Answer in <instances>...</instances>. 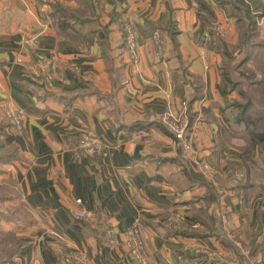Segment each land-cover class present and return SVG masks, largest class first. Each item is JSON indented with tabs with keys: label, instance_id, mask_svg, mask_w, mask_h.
Wrapping results in <instances>:
<instances>
[{
	"label": "crops",
	"instance_id": "0c3cea01",
	"mask_svg": "<svg viewBox=\"0 0 264 264\" xmlns=\"http://www.w3.org/2000/svg\"><path fill=\"white\" fill-rule=\"evenodd\" d=\"M237 2L245 8L243 21L256 20L264 40V0ZM169 3L171 9L165 0H103L105 12L78 25L55 20L42 0H0V177L16 182L38 216L28 227L38 230L35 238L26 237L22 261L56 264L52 250L62 241L89 264H188L194 252L205 254L201 249L228 264L244 258L259 264L261 257L251 258L249 246L258 212L264 211V174L253 172L259 187L252 186L256 193L246 202L231 190L227 176L244 161L262 168L250 158L253 153L242 154L238 139L224 137L230 110L222 109L235 94L220 73L222 56L204 44L198 0ZM237 10L215 6L214 23L233 44L242 30ZM169 17L178 32L173 39ZM157 26L161 50L152 40ZM33 38L39 48L26 42ZM39 61L46 63L37 66ZM196 76L204 97L189 106L192 147L190 167L184 168L172 137L156 125H131L180 116ZM84 132L100 138L106 152L82 155ZM79 209L89 216H77ZM213 210L228 214L226 229L238 237L241 257L215 237L166 235L173 216H182V223L198 216L193 226L202 228ZM93 228L103 232L102 239ZM132 230L144 261L131 253ZM258 236L257 243L263 239ZM72 261L66 258L65 264Z\"/></svg>",
	"mask_w": 264,
	"mask_h": 264
},
{
	"label": "trees",
	"instance_id": "16d2710c",
	"mask_svg": "<svg viewBox=\"0 0 264 264\" xmlns=\"http://www.w3.org/2000/svg\"><path fill=\"white\" fill-rule=\"evenodd\" d=\"M166 5L168 8L171 9L169 0H165ZM198 3L201 7V9L204 12V15L201 16L202 25L204 26L205 30L208 32L210 37L207 41H204V44L212 51H215L219 53L223 58V63L221 64L219 70L224 79L226 80L227 85L230 86L231 89L234 88V86H237L238 82L234 81L231 76L229 75V72L227 71V65L230 61L232 63L235 62L233 65L231 64V67L233 68H239L241 66L246 65L249 61L253 60L255 63H258V66L260 68H264V40L260 39L257 34V22L256 20H250L249 22H245L244 17L242 15V12H245V8L242 7L240 4H238L237 0H198ZM50 5L51 11L49 12V15L54 17L55 20H59L61 18H65L67 20H70L74 22L75 24L81 25L79 22H83L84 16H73V10L67 9V7H63L61 5H57L53 2L48 3ZM227 5H230L234 8H237L236 12V21L239 22L242 25V30L240 32V38L239 40L242 42L241 46L239 47V52L237 54H240V56L243 54L241 60H238V58H235L232 56L233 53L229 52V44L224 40V36H218V34L214 33V22L216 21V13H215V6H218L220 8H224ZM92 5H87V7H91ZM94 15V14H93ZM261 15H264V10L261 12ZM167 25L170 28V37L175 38L174 35H176L177 27L176 24L171 20L169 17L167 20ZM163 34L161 28L159 27H153L151 30L152 35L155 32L160 31ZM160 33V35H161ZM162 37V36H161ZM228 44V45H227ZM240 45V44H239ZM227 63V64H226ZM245 77L246 80L249 79V77L245 76V74L242 75ZM264 80V79H263ZM259 84V83H258ZM264 84V81L260 83ZM241 93L243 96H245L246 101L243 103L239 101H232L230 102L225 108L222 110H230L229 114L227 116V121L230 122L228 125V128L226 130H223V134L225 135V139L228 142H231L232 139H238L239 140V150L242 152V154L249 155L251 153L258 152V157L256 161L258 162V165L262 168V170H258V168L254 167L252 164L244 161L243 164L239 167L232 166L231 171L229 172L227 176V181L231 184V190L235 192L236 194L240 195V199L242 202H246L248 197L250 196V192H247L250 190V188L254 185V182L257 181L254 176H252L253 172L256 173H263L264 174V103L260 101V104L257 103V100L252 95H247L244 90H241ZM204 97V85L202 80L199 79L198 76H196L195 79V88L194 92L191 95V97L188 100V106L186 107L185 114L189 118L190 126H191V109L189 106ZM255 105H258V108H256ZM151 125H156L159 127L166 135L172 137L178 147H179V157L184 165V168H189V162H188V155L186 154L182 141L180 139H177V137L168 131L167 125L163 120H156L154 122H141L138 124H132L131 127H147ZM232 127H231V126ZM125 127V126H124ZM130 127V126H129ZM243 171L244 176L241 180H239L236 183H233L234 173L235 171ZM243 191V192H242ZM242 192V193H241ZM259 216V228L256 236L251 241L249 246V256L254 259H258L260 256L261 259L259 260V264H264V231L262 233L263 239L261 242H256V238L258 235H260V232L264 230V211L259 210L258 212ZM201 219L198 216L194 217H186L183 223L177 224L172 223L170 227L166 229V235L167 236H182V237H192V238H209V237H215L216 239L220 240L221 243L228 247V248H234L236 251H239V248L234 245V243L226 236V231L222 223V216L221 213H217L216 210H213V212L209 216V220L206 221V224L200 228V227H194L193 222L199 221ZM78 221V220H77ZM80 222V221H79ZM85 223V224H83ZM81 224L88 226V223L81 219ZM97 224H99L97 222ZM94 235L102 239L104 234L101 230L97 228H93ZM239 253V252H238ZM67 258V257H66ZM65 258V259H66ZM190 264H228V262H225L222 260V258L213 256L210 257L207 254L203 253H193L189 255ZM61 260H64L63 258ZM69 263V262H68ZM76 263L75 261L70 262ZM188 263V264H189ZM236 264V263H234ZM239 264H251L249 258H244L243 262Z\"/></svg>",
	"mask_w": 264,
	"mask_h": 264
},
{
	"label": "rangeland",
	"instance_id": "374dc122",
	"mask_svg": "<svg viewBox=\"0 0 264 264\" xmlns=\"http://www.w3.org/2000/svg\"><path fill=\"white\" fill-rule=\"evenodd\" d=\"M42 1L46 3L53 2L57 5L67 7V9L73 10L72 14L74 17L84 16L83 18L91 19L97 13L101 14L105 12V9L102 8L103 0H42ZM87 5H92V6L87 7ZM50 11H51L50 8L48 9L47 7H45V12L48 13V15ZM214 27H215V24H214ZM214 33L216 34V32ZM223 38L229 44L228 46L230 50L229 52L233 53L232 56H234L235 58H238V60H241L243 54L240 56V54H237V53L239 52V47L241 46L242 42L239 40L233 44V43H230L226 39L225 36ZM223 61L224 60L222 58V63ZM234 63H235L234 61L232 63H230L229 61L227 68H226L231 78L234 81L238 82L236 83L238 85L234 86L233 89H231L230 86L228 85L229 91L235 94V97H233L230 100V102L239 101L244 104L246 99H245V96H243V94L241 93V90H244L247 95L248 94L252 95L257 100H259L257 101V103L260 104V101L264 103V84L260 85V83L264 81L263 80L264 79V68H260L258 66V63H255L253 60L249 61L246 65L241 66L239 68L231 67V64L233 65ZM243 74L249 77V79L246 80L245 77L242 76ZM183 105H185V103ZM255 106L256 108H258V105H255ZM185 111H186V105H185L184 112L180 116L167 115L164 117L163 121L166 123V125L168 124V121L177 119V118L178 120H181V121H182V118H186L189 121V118L185 114ZM230 114H231V109H230ZM190 132H191V126L187 134L188 139H186V141L181 140L183 144V148L187 155H189L188 153L190 152L191 147H192V143L190 139ZM84 134H91V133L84 132ZM186 142L189 144L188 149L185 148ZM105 152L106 151L104 149V152L102 154H104ZM102 154H97V155H102ZM251 155H253V157H250V158H252L254 162H256V159L259 155L258 152H256V149H255V152ZM205 165L207 164H204L203 166L204 168H205ZM208 169H210L209 165H208ZM243 176H244L243 171L236 170L234 173L235 179H233V183H236L239 180H241ZM228 183L230 184L229 181L227 182V184ZM254 185L255 186L253 187H259V182L255 181ZM253 187H251L250 190L247 192H250V194L251 193L255 194L256 191L255 190L253 191L254 189ZM78 200H81V199H78ZM78 200H77V203L82 202V200L80 202H78ZM221 216H222V223L226 231V236L234 243V245L241 247L239 245L238 237L235 234L232 236L226 229L227 228L226 225L229 222L228 214L225 212H222ZM37 219H38V216L34 212H32L27 207L26 203L23 201V198L20 194L18 186L16 185V182H14L11 178L0 177V264H29L28 262H26L25 259H23L24 261H22V259L20 258H23V257L22 256L19 257V255L22 249L24 248V246L28 243L25 240L26 237H29L28 235L30 236L33 235V237L35 238V235L38 229L29 230L28 227L30 225L36 224ZM170 222L180 224L182 223V216H173ZM263 231L264 230H262L259 235L261 236V238L263 237L262 236ZM257 232L258 231L253 233L254 237L256 236ZM109 233H110L109 235L113 237L114 232L110 230ZM105 246L112 247L109 245H105ZM130 248H131L132 255L136 259H139L140 261H144L143 256L141 254V250H140V243L138 240V236L134 230L130 232ZM200 251H203L205 252V254H208V256L213 257V254L210 251H207V250L204 251L203 249H201ZM36 252H37V246H36ZM52 252H53V255L56 257L55 259L56 264H65L66 259L65 261L61 260L64 256L65 258L72 257L75 262H79L80 260L81 264H89L87 263V260H85V258L84 259L82 258L83 255L76 256L77 254H75V251H72L70 248H68L67 245L62 241L58 242V247L56 249L53 248ZM230 255L236 258V256L233 255L232 253ZM242 255H243L242 253H239L237 257H241ZM39 263L44 264L41 259L39 260Z\"/></svg>",
	"mask_w": 264,
	"mask_h": 264
},
{
	"label": "built area",
	"instance_id": "2783aa9c",
	"mask_svg": "<svg viewBox=\"0 0 264 264\" xmlns=\"http://www.w3.org/2000/svg\"><path fill=\"white\" fill-rule=\"evenodd\" d=\"M214 28H215V31L218 35L224 36L225 32L219 24H215ZM202 37H203L204 41H207L208 38L210 37V35L206 31ZM152 40H153L155 46L159 50H161L163 48V39H162L159 32H155L152 35ZM26 42L30 46H32L33 48H39L38 40L36 38L26 40ZM135 45H136V43L134 41H132V43L130 45L132 47V50L135 49ZM45 63L46 62L39 61V62H37L36 65L41 66V65H44ZM4 112L9 117L16 118V114L9 107H4ZM167 128H168L169 132L173 133L177 137V139L184 140V141H186V139H188L187 134H188V130L190 128V124L186 118H182V121L178 120V118L168 121ZM105 147H106V145L102 140L98 139L97 137H95L91 134H83L79 140V143H78V150L84 156H92V155L102 154L104 152ZM185 148L186 149L189 148V144L187 142L185 144ZM205 168L208 169V165H205ZM80 201L81 200H78V202H80ZM76 214L79 217H83V218H86L88 216V214L84 210H81V209L77 210Z\"/></svg>",
	"mask_w": 264,
	"mask_h": 264
}]
</instances>
